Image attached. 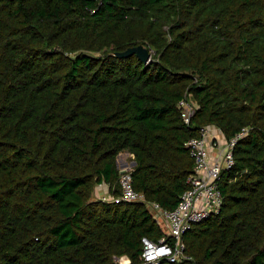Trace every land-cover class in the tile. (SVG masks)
<instances>
[{
	"label": "trees",
	"instance_id": "obj_1",
	"mask_svg": "<svg viewBox=\"0 0 264 264\" xmlns=\"http://www.w3.org/2000/svg\"><path fill=\"white\" fill-rule=\"evenodd\" d=\"M138 45L149 64L115 57ZM209 126L237 137L223 205L162 264H264V0H0V264H145L163 229L95 189L120 196L128 151L134 189L175 209Z\"/></svg>",
	"mask_w": 264,
	"mask_h": 264
},
{
	"label": "built area",
	"instance_id": "obj_2",
	"mask_svg": "<svg viewBox=\"0 0 264 264\" xmlns=\"http://www.w3.org/2000/svg\"><path fill=\"white\" fill-rule=\"evenodd\" d=\"M178 107L182 120L189 125L198 106L186 96L179 102ZM216 131L222 134L218 128ZM214 132V129L203 127L198 137L190 139L185 144L194 159L195 167L187 180L189 189L181 195L179 204L173 210L148 202L143 193L134 189L133 155L130 156L131 161L125 162L122 167L118 166L121 194L117 197L109 196L103 201L148 204L154 213L152 215L155 221L164 231L158 242L147 237L142 238V259L145 264H162L163 261L182 263L191 260V256L186 252L184 236L193 226L220 212L223 196L218 181L224 170L235 165L233 149L237 137L231 140L225 138V144H221V141L217 140L218 136L213 135ZM116 261L118 264H131L127 256L117 258Z\"/></svg>",
	"mask_w": 264,
	"mask_h": 264
},
{
	"label": "rangeland",
	"instance_id": "obj_3",
	"mask_svg": "<svg viewBox=\"0 0 264 264\" xmlns=\"http://www.w3.org/2000/svg\"><path fill=\"white\" fill-rule=\"evenodd\" d=\"M150 52H151L152 55L154 54V52L152 50H150ZM189 99L193 102V104L198 106L197 103L193 100L192 97H189ZM208 128L214 129L215 132L213 133V135L215 134L216 136H218L217 140L221 141V144H225V141H226L225 137L222 134H219L220 132L218 133L214 126H210ZM130 156H131V154L128 151L121 152L117 156V159H116L117 167L118 166L122 167L125 162L131 161ZM109 196H110L109 188L107 186H104V185H99V186L96 187L95 193L93 194L92 198L94 200H102L103 201L104 198H108ZM146 206L148 207L150 212L153 213V211L151 209V206L148 205V204H146Z\"/></svg>",
	"mask_w": 264,
	"mask_h": 264
},
{
	"label": "water",
	"instance_id": "obj_4",
	"mask_svg": "<svg viewBox=\"0 0 264 264\" xmlns=\"http://www.w3.org/2000/svg\"><path fill=\"white\" fill-rule=\"evenodd\" d=\"M136 55L138 59L144 63L145 65L149 64L152 61V54L150 50L144 45H138L134 47H130L125 51L117 52L115 57L117 58H129L131 56ZM133 165H136V162H133Z\"/></svg>",
	"mask_w": 264,
	"mask_h": 264
}]
</instances>
